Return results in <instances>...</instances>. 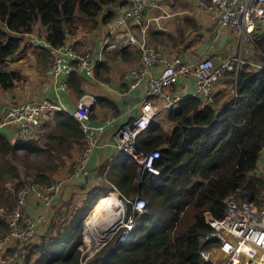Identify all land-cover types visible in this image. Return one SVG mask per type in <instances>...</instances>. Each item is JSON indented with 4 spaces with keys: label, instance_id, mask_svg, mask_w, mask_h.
Segmentation results:
<instances>
[{
    "label": "trees",
    "instance_id": "1",
    "mask_svg": "<svg viewBox=\"0 0 264 264\" xmlns=\"http://www.w3.org/2000/svg\"><path fill=\"white\" fill-rule=\"evenodd\" d=\"M127 3L128 0H0V22L5 24L0 26V88L9 90L25 83V74L9 65L15 53L30 47L37 61H49L48 48L20 33L32 34L39 23L38 34L54 47L81 24L89 23L92 27L98 20L100 24L110 22L119 6ZM255 43L258 56L264 59V32ZM104 67L107 68L104 62L95 64L94 75L106 80L101 72ZM78 78L75 71L68 76V83L77 95L83 93ZM219 82L223 87L230 85L231 90L224 87L214 92L210 103L202 107L199 97L187 95L179 106L170 107L167 112L166 118L173 122L169 132L161 129L159 121L151 120L136 137L141 150L159 148L155 160L159 167L157 174L139 176L137 163L126 155L105 160L98 169L102 171L109 164V181L114 187L108 185L107 189L102 183L93 186L80 202L75 205L69 202L65 216L61 217V209L54 210L49 231L38 242L25 246L21 264H213L199 253L210 243L204 239L211 230L205 222V213L221 217L225 199L231 193L242 197L248 191L252 200L260 204L257 198L264 188V178L259 175L262 171L257 166L264 155V68L242 63L237 72L226 71ZM96 101L117 110L105 97L97 96ZM33 134L11 140L0 131V207L4 213L13 211L10 209L17 202L14 193L25 186L14 158L19 152L46 151L54 158L69 156L72 144H83L79 122L62 109L51 112L42 140L34 139ZM62 162L63 159L52 165L57 167ZM33 182L45 186L50 180L45 181L44 175L37 173L29 184ZM108 190L116 192L122 200L142 197L144 208L142 212H134V225L122 239L83 261L86 242L81 235L82 227ZM126 206L125 214H133L132 206L129 203ZM5 220L0 218V225L6 226Z\"/></svg>",
    "mask_w": 264,
    "mask_h": 264
},
{
    "label": "built area",
    "instance_id": "2",
    "mask_svg": "<svg viewBox=\"0 0 264 264\" xmlns=\"http://www.w3.org/2000/svg\"><path fill=\"white\" fill-rule=\"evenodd\" d=\"M129 1L127 6L117 11L110 22V32L114 34L115 41L109 42L105 38L100 51L103 47L114 48L116 45L133 46L139 51L138 64L129 68L121 77V89L126 86L124 92L140 90L138 111L115 127L110 144L117 154L126 155L137 163L140 176L159 172V167L155 164L160 153L159 148L141 150L136 144V137L156 118L161 109L173 107L177 100L187 95L201 97L202 107L210 102L211 94L226 71L237 72L242 63L264 68V59L259 58V50L255 45V40L264 31V0H201L210 18L228 26L239 37L238 53L225 58L219 64H214L208 55L184 60L178 55L167 57L162 54L147 41L146 27L141 22L144 11L159 0ZM0 26L5 27V24L0 22ZM137 26L139 34L134 32ZM52 48L54 54L47 67L50 74H68L78 68L81 75H92L96 60L90 52L79 53L71 44L64 42ZM244 53L249 54L251 59L244 58ZM153 69L157 72L154 73ZM181 77L193 81V91L187 95L171 89ZM62 85H65L64 81ZM95 102L92 95L81 96L71 112L81 126L83 147L67 178L54 180L45 186L33 182L18 189L15 208L6 219L8 231L0 235V264L17 261L21 263L25 246L32 242L38 227L45 221L46 211L64 182L81 179L90 174L87 162L97 148L99 136L104 129L103 125L90 123ZM56 109L66 111V108L46 98L11 101L2 114L0 128L11 124L16 126L18 136H28L38 131L41 120ZM105 120L108 121V118ZM109 169V164L102 171L98 169V178L108 181L114 187L109 181ZM259 170L264 175V155L261 157ZM30 193L38 201L35 215H31L28 210L31 204ZM124 201L132 206L133 214L129 215L127 222L133 226L134 212L143 210L145 201L137 196L124 197ZM225 202V211L221 217L215 218L205 213V222L210 225L211 230L204 235V239L210 243L199 250L200 256L213 264H264V204L254 202L248 191H244L242 197L231 193ZM131 225L126 224L128 228ZM12 240L15 246L8 252L6 248Z\"/></svg>",
    "mask_w": 264,
    "mask_h": 264
},
{
    "label": "crops",
    "instance_id": "3",
    "mask_svg": "<svg viewBox=\"0 0 264 264\" xmlns=\"http://www.w3.org/2000/svg\"><path fill=\"white\" fill-rule=\"evenodd\" d=\"M129 3L130 1L128 0V3L119 6L118 10L127 6ZM110 22L100 24L98 20V23L94 27H90L94 28L90 31L87 27L79 26L74 33L67 34L64 40L65 44H71L79 53L85 51L90 52L92 57L95 58L96 64L104 62L109 69V71L102 73V76L107 77L106 80L94 75L95 65L92 69V75L89 76L85 74L81 75L78 68H75L73 71L78 74L80 88L83 90L82 94L77 95L76 91L68 83V76L72 70L68 74L61 72L57 76L48 72L47 67L54 54V50L45 41L43 35L38 33L37 35L33 33H20V36H26L28 39H33L34 42V38L43 40V45L37 44L49 50L48 62L43 63L42 61H37V63H34L36 66L38 65L41 71L40 73L45 79L44 86L41 88V91H39L40 94L37 95L34 93L28 95L29 93L24 90L26 86L22 83L20 89H17V86L9 90L0 88V115L3 114L9 102L12 100L31 101L41 98L49 99L62 108H66V111L71 113L75 109L77 100L86 94L94 96L95 101L97 96L105 97L111 100L116 106L117 110L115 111L106 104L95 102L93 106L94 114L92 113L90 116V123L93 125H103L104 129L99 136L97 148L93 151L87 162L90 174L81 179L66 180V182H64L59 193L46 211L45 221L51 218L54 210H63L61 205H63L65 200L67 201L68 207L70 206L69 202L71 201L69 200L72 199L73 195L66 197V194H63L67 191V186H72L80 181L81 185L84 186L83 190L85 193L88 189L103 182L102 179L98 178L99 175L97 171L99 166L105 160L109 161L113 156L118 155L110 144L112 142V133L118 124L138 111L141 92L140 90H129L128 92H124L123 90L126 86H123V89H121V85H123L121 77L129 68L138 64L139 51L132 46H119V53H114V51H111V49L107 47H103L100 51V46L105 38H108L109 42H111L110 40L115 37L114 34L110 32ZM141 22L146 27L147 41L153 44L167 57L178 55L184 60H193L208 55L214 64H219L225 58L236 55L240 49L239 37L228 26L221 25L210 18L209 12L206 10L204 2L201 0H159L144 11ZM37 26V30H39L41 28L39 23L35 24L34 29H36ZM134 32L139 34L138 26L135 27ZM29 49L30 47H27L23 50V55L27 54ZM29 52L33 55V60L36 61V53L32 50ZM109 55H113L115 58L110 61ZM242 55L244 58H247V60L251 59V56L247 53ZM26 56H28V54ZM112 66H114L113 70H111ZM10 67L12 68L11 65ZM29 71L35 72L34 78H38V70L34 66ZM152 71L154 73L157 72L156 69ZM63 81L65 85H62ZM21 88L23 90H21ZM193 88L194 84L192 80L181 77L171 89L187 95L193 91ZM199 98L200 100L202 99L201 97ZM179 102L175 103L174 107L179 106ZM168 110L169 108L161 109L156 118L164 115L167 116ZM50 115L47 117L50 118ZM106 118H108V121L105 120ZM0 130L11 140H14L18 136L16 126L14 125H5L1 127ZM257 166L259 167V164H257ZM109 192L110 191L106 192V194ZM30 203L28 210L31 215H35V211L38 209V201H36L32 193H30ZM38 230L39 229H37V232ZM46 232L47 231L39 232L33 238L39 240L40 236ZM14 246L15 242L12 240L8 243L6 250L10 252ZM12 264L21 263L17 261Z\"/></svg>",
    "mask_w": 264,
    "mask_h": 264
},
{
    "label": "rangeland",
    "instance_id": "4",
    "mask_svg": "<svg viewBox=\"0 0 264 264\" xmlns=\"http://www.w3.org/2000/svg\"><path fill=\"white\" fill-rule=\"evenodd\" d=\"M89 25H90L89 23H86L84 25L81 24L80 27H87L89 31L91 29H94V28H90L91 26H89ZM92 25H93V27L95 26L94 23H92ZM37 29H38V26L36 29L33 30V34L37 35L38 31L41 30V28L39 30H37ZM24 38L28 40V38L26 36ZM110 41L114 42L115 37L112 38ZM110 49H111V51H114V53H119L118 52L119 51V45H116L114 48H110ZM29 51H31V49H29ZM29 51H27L28 56H26L27 54L23 55L22 51L15 53L14 56L11 58V60H9V65H11L13 68H18L19 70H21L25 74V78H23V80H25V83H23V82H21V83L26 86V88L24 90L27 93H29L28 95H31L33 93L35 95H37V94H40L39 91H41V88L44 86L45 79L41 75V73H40L41 71H40V68L38 67V65L36 66L34 64V63H37V59H36V61H34L33 55ZM19 55H22V56H19ZM108 57H109L110 61L115 58L113 55H109ZM259 58L262 60L261 56H259ZM33 66L38 70V72H37L38 78H34L35 72L29 71L30 69H32ZM250 67L255 68L253 65H250ZM113 69H114V66H112L111 70H113ZM107 71H109L108 67L107 68L104 67L101 70V72H107ZM21 83L17 85V87H16L17 89L18 88L20 89ZM224 87L226 88L225 90H231L230 85H224ZM224 87H223V85H221L220 82L217 83V86L215 87L213 93L218 92V91H222ZM21 90H23V89L21 88ZM213 93L211 94L212 99H213ZM93 114H94V112H93ZM1 118H2V115H0V120H1ZM49 120H50L49 117H45L41 120L40 127H39L40 131L38 132V134L36 136H35V133L33 134V136L35 137L34 139L42 140L41 136H42L43 132H45V127H46L47 123L49 122ZM154 120L159 121V123L161 125V129L165 132H169L172 125H173V122L171 123L170 121H168V119L166 118L165 115L162 117H157ZM0 131H2V130H0ZM82 147H83V144H81V145H79L78 143L72 144L71 148L69 149V152H70L69 156H66L63 154V155H57L54 158H51L50 155L46 151L41 152V153H36V154H26V152H22V151L19 152L20 154H18V156L17 157L15 156L14 158L16 159L15 161H16V164H17L18 169H19L20 180L24 183L25 186L29 185V183L33 181V178H34L35 174H37V173H42L44 175L45 181L48 182L50 180L49 183H51L52 181L57 180V179H66L71 168H72V166H73V164H74L75 158L78 155V153L81 151ZM61 159H63L64 162L60 163L59 166L56 167V166L52 165V163H54V162L59 163ZM259 175L261 177L264 176L262 172ZM49 177H50V179H49ZM101 183L107 185L105 187L107 189H109L108 181L103 180V182H101ZM7 185L10 186V183H7ZM12 187L13 186L11 185V188ZM83 188H84V186L81 185L80 181H78L77 183H75L72 186H67V191L64 192L63 194H66V197L69 195H73L72 199L69 201L72 202L71 204L75 205L76 203L80 202V199L83 196V193H84ZM17 191H15V193H14L15 197H16ZM113 193H115V196L117 199L116 206H117L118 217L116 220V225L112 229L111 233L105 238V240L98 243V246L94 245L93 240L90 237L89 232L87 233L86 229H84L85 231L83 232V237H84V240L86 242V251H85L86 257H84L83 261H85V259L89 258L95 252L99 251L102 248H106V249L110 248L112 245H114V243L116 242L117 239H120L121 236L124 235V233L132 227L131 223L127 222L129 215L127 216L125 214L126 209H127L125 201L122 200L121 197H119L116 192H113ZM112 195H114V194H112ZM117 197L122 201V203L119 202V199ZM257 199L260 201V204H264V188L262 189V192ZM14 205H13V207H14ZM61 206L63 208V210H62L63 212H61V217H62V216H65L64 211L68 210V208L66 207L67 201L65 200L63 205H61ZM14 208H12L10 210H14ZM5 211H7V210H5ZM55 211H57V210H55ZM9 213H4V209L2 207H0V218H3L4 220L7 219V216H9ZM54 214L55 213L52 212L51 217ZM5 221L7 222V220H5ZM50 223H51V218L48 221L46 220L43 224H41L40 227H38L39 230H38V232L35 233L34 237L39 232L49 231L48 227H49ZM126 224L131 225V227L128 228L126 226ZM7 231H8V225H6V226L0 225V235H3ZM34 240H36V241H34ZM32 242L33 243L38 242V240L36 238H33Z\"/></svg>",
    "mask_w": 264,
    "mask_h": 264
},
{
    "label": "bare ground",
    "instance_id": "5",
    "mask_svg": "<svg viewBox=\"0 0 264 264\" xmlns=\"http://www.w3.org/2000/svg\"><path fill=\"white\" fill-rule=\"evenodd\" d=\"M179 101L180 100H177L175 103ZM107 195V197L105 196L106 199L102 198V201L94 205L91 213L88 215V218L83 225L85 227L84 229H86V232H89L94 245L97 246L98 243L104 241L105 238L111 233L112 229L116 225V220L118 217L116 206L117 199L115 193H108ZM119 202L122 203L120 199Z\"/></svg>",
    "mask_w": 264,
    "mask_h": 264
},
{
    "label": "water",
    "instance_id": "6",
    "mask_svg": "<svg viewBox=\"0 0 264 264\" xmlns=\"http://www.w3.org/2000/svg\"><path fill=\"white\" fill-rule=\"evenodd\" d=\"M34 40H35V43H39V44H41V45L44 44V41H43V40H37V39H34ZM209 103H210V102H209ZM100 196H101V195H100ZM95 201H96V200H95ZM95 201H94V202H95ZM94 202L92 203L91 207H93ZM91 207H90L89 210L87 211L86 215H87L88 212L90 211ZM86 215H85V217H86ZM85 217H84V222H85ZM84 231H85V230H84V226H83V227H82L81 235L83 234ZM125 234H126V233H124V235H122L120 239H122V238L125 236ZM120 239H119V240H120Z\"/></svg>",
    "mask_w": 264,
    "mask_h": 264
},
{
    "label": "clouds",
    "instance_id": "7",
    "mask_svg": "<svg viewBox=\"0 0 264 264\" xmlns=\"http://www.w3.org/2000/svg\"><path fill=\"white\" fill-rule=\"evenodd\" d=\"M117 11H118V10H117ZM116 13H117V12H116ZM260 161H261V158H260ZM258 164H260L259 161H258ZM258 169H259V167H258ZM262 177L264 178V176H262Z\"/></svg>",
    "mask_w": 264,
    "mask_h": 264
}]
</instances>
